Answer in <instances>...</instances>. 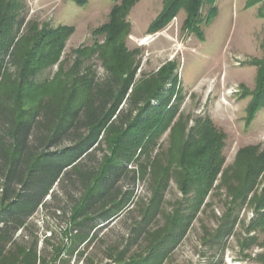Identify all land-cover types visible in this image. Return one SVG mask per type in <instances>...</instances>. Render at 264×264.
<instances>
[{
	"label": "trees",
	"instance_id": "16d2710c",
	"mask_svg": "<svg viewBox=\"0 0 264 264\" xmlns=\"http://www.w3.org/2000/svg\"><path fill=\"white\" fill-rule=\"evenodd\" d=\"M115 1L121 2L122 8L112 10L111 21L103 30L115 27L122 33L124 13L138 0ZM204 1L167 0L152 28L166 25L181 9L187 11V24L193 26ZM17 13V4L0 0V264H69L76 252L82 257L85 252L78 249L91 240L96 227L92 222H110L132 197L133 190L125 191L122 183L127 182L130 189L147 175L151 176L153 198L143 208L134 240L143 237L145 249L127 263L131 243L119 253L116 263L162 264L205 204L220 174L231 202L212 240L220 243L233 233L235 214L244 208L261 173L256 172L258 163L249 162L229 179L223 172V134L208 120L181 133V144L167 166L154 162L158 139L173 117L168 108L177 81L172 69L164 67L155 76L135 83L137 66L131 56L120 45L108 43L102 50L107 71L104 79L91 69L82 73L78 57L69 72L61 66L53 79L39 80L45 69L59 61L71 31L66 30L62 37L59 31L34 30L14 43L22 24ZM261 66L264 68V61ZM169 81L175 84L166 90ZM261 83L254 109L261 103L264 81ZM130 164L138 165V170L129 168ZM172 178L183 198L173 211L164 214L162 205ZM58 183L61 190H66V185L82 189L70 216L78 230L69 244L50 245L52 238L39 250L37 232L29 224ZM253 202L258 220L252 230L264 232V190ZM160 214L164 225L147 229ZM21 229L22 235L16 238ZM49 246L51 256L46 254ZM66 255L69 258H64Z\"/></svg>",
	"mask_w": 264,
	"mask_h": 264
},
{
	"label": "rangeland",
	"instance_id": "374dc122",
	"mask_svg": "<svg viewBox=\"0 0 264 264\" xmlns=\"http://www.w3.org/2000/svg\"><path fill=\"white\" fill-rule=\"evenodd\" d=\"M7 1L17 4V17L22 20L14 43L34 30L59 31L62 37L66 30L71 31L65 37L59 61L45 69L39 80L53 79L61 66L69 72L78 57L83 63L82 73L91 69L97 78L104 79L107 71L102 50L108 43L120 45L131 56L137 66L135 83L155 76L164 67L172 69L176 84L169 81L165 89H172L175 84L168 107L173 117L158 139L152 154L154 162L167 166V160L181 144V133L192 131L208 120L223 134V172L230 175L229 179L249 162L258 163L256 172L261 173L244 208L235 214L237 223L233 233L220 243L212 240L231 202L227 187L221 183L223 174H220L205 204L184 235L171 246L162 264H264V232L252 230L258 220L253 199L264 190V89L259 99L261 103L254 109L259 86L264 81L261 66L264 0H205L193 26L187 24L188 13L181 9L176 17L156 30L152 28L153 23L163 12L167 0H138L124 13L125 31L122 33L115 27L109 32L103 30L111 21L112 10L122 8V3L115 0H86L84 5L72 0ZM79 50L84 53L80 54ZM9 61L6 57L7 65ZM129 168L138 170V165L130 164ZM174 169L171 166V170ZM150 179L147 175L130 189L127 182L122 183L125 191L133 190L126 208L108 223L92 222L96 227L91 240L78 249L85 254L80 257L76 252L69 264H118L119 253L131 243L127 263L131 256L144 251L143 237L135 243L134 240L138 224L143 220V208L150 205L153 198ZM60 184L54 186L52 196L46 198V205L38 208L29 224L39 235L51 231L50 245L54 246L64 243L62 238L66 233L76 234L78 227L70 219L71 208L82 194L80 185L75 188L66 185V190H61ZM182 198L180 187L172 178L162 212L173 211ZM164 223V216L160 214L147 229H158ZM46 252L51 256L52 247Z\"/></svg>",
	"mask_w": 264,
	"mask_h": 264
},
{
	"label": "built area",
	"instance_id": "2783aa9c",
	"mask_svg": "<svg viewBox=\"0 0 264 264\" xmlns=\"http://www.w3.org/2000/svg\"><path fill=\"white\" fill-rule=\"evenodd\" d=\"M41 225V224H40ZM42 229V226L40 227ZM23 233V230H19L18 233L16 234V238L20 237ZM77 233V231H75ZM70 236H64L62 239H64V243L69 244L70 243V237L72 236V233L69 234ZM38 236V249L41 250L44 247V242L47 239H50L53 237V233L51 231L46 232L44 235L40 233L37 234Z\"/></svg>",
	"mask_w": 264,
	"mask_h": 264
}]
</instances>
